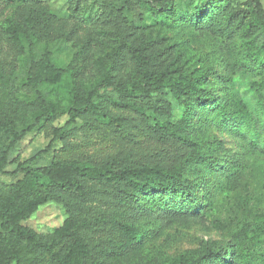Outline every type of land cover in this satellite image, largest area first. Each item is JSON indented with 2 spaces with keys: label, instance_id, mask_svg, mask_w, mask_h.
Masks as SVG:
<instances>
[{
  "label": "rangeland",
  "instance_id": "obj_1",
  "mask_svg": "<svg viewBox=\"0 0 264 264\" xmlns=\"http://www.w3.org/2000/svg\"><path fill=\"white\" fill-rule=\"evenodd\" d=\"M188 1L176 0V10L181 11ZM196 1L207 12L214 10L206 0ZM124 2L119 13L116 0H26L25 3L0 0V115L8 111L23 127L45 110L52 117L51 122L30 132L14 149L12 157L18 163H25L24 167H43L60 150L84 142L87 124L97 121L94 116L78 117L66 128L70 131L69 138L55 142L51 151L37 162L29 161L48 145L53 127H63L73 101L85 98L97 81L109 77L113 83H122L132 78L136 67L129 48L150 43L153 72L163 69L187 72L202 64L215 70L216 74L206 84L209 99L195 110L188 126L191 139L204 138L212 146L214 142L220 144L211 159L215 167L201 191H197L199 209L188 216L157 215L151 212L147 199L125 200L116 190L89 182L87 187L97 189L104 202H81L62 194L37 207L20 223L32 234L33 241L17 248L32 259L31 264H163L168 257L182 252L197 254L210 244L224 243L230 232L237 231L246 213L264 219V154L258 148L248 147L245 138L230 134L225 126H218L211 119L221 99L227 102L231 112L237 109L238 102L246 104L250 111L258 108L257 96L264 95V87L253 89L251 84L264 80V33L257 31L252 36L251 47L253 53H258V61L257 68L249 69L246 60L238 55L237 26L231 32L216 34L199 27L196 18L157 22L136 0ZM260 3L264 11V0ZM117 45H121L119 54L112 56ZM39 58H47L53 67L63 71L57 84L43 80L30 82L26 64ZM219 77L222 81L231 78L233 83L221 84ZM150 96L146 101L137 100L150 107L144 118L117 112L104 102L98 104L99 112L121 116L127 130L135 133L142 129L147 135L162 123L155 114L157 110H169L172 122L180 120L184 110L167 91L153 92ZM5 131L6 128L0 130V145L8 144ZM145 144L151 148L160 142L150 139ZM164 147L168 155L186 153L177 146ZM108 151L104 142L98 141L86 147L80 158L101 165ZM137 154L136 148H129L122 149L120 156L127 158L128 165H134ZM172 161L170 158V164ZM232 162H238L240 167L228 175ZM15 169L16 164L8 165L5 174H0V209H5L13 197L12 186L20 185L25 179L21 173L12 176ZM187 178L199 183L191 172ZM173 197H166L168 206L177 205ZM90 217L107 218L110 224L100 236L85 240L93 255L78 263L73 234L77 224ZM119 224L139 231L143 238L123 249L122 255L115 256L113 253L121 250L126 240ZM256 250L258 258L264 260V246Z\"/></svg>",
  "mask_w": 264,
  "mask_h": 264
},
{
  "label": "trees",
  "instance_id": "obj_2",
  "mask_svg": "<svg viewBox=\"0 0 264 264\" xmlns=\"http://www.w3.org/2000/svg\"><path fill=\"white\" fill-rule=\"evenodd\" d=\"M175 1L136 0L139 6L151 14V19L157 22L169 23V20L196 18L199 27L216 34L231 32L232 28L237 26V29H240L238 55L246 60L245 64L249 69L257 68L258 53H253L251 39L257 31L264 33V11L260 0H206L214 9L209 12L196 0H189L178 12ZM124 4V0H116L115 7L119 13H122ZM240 5L244 8H239ZM120 46L115 47L112 56L119 54ZM150 47L151 44L147 43L129 48L131 60L136 67V74L132 78L122 83H113L109 77L103 78L89 89L85 98L73 101L63 127H53L48 145L29 161L37 162L51 151L55 142H64L69 138L70 131L66 128L78 117L90 115L96 117L97 121L87 124V137L84 142L60 150L46 166L24 167L25 163H18L17 158H13L11 154L30 132L44 123L51 122L52 117L45 110V113L39 114L30 124L23 127L19 126L8 111L2 112L0 130L6 128L5 138L8 144L0 145V174H5L4 169L8 165L16 164V169L11 175L21 173L25 179L20 185L12 186L13 197L5 209H0V264H31L32 259L17 248L23 243L33 241L32 234L20 223L37 207L55 200L62 194L81 202H104L103 196L96 193L97 189L87 187V182L103 184L114 189L125 200L147 199L151 212L155 211L157 215L171 213L188 216L199 209L200 200L197 194L207 181L212 167H215L211 165V159L220 144L214 142L212 146L204 138L191 139L188 126L195 110L209 99L206 84L210 83L209 78L216 72L211 65L203 64L194 66L187 72H169L167 69L153 72L150 67L154 56L149 53ZM26 67L30 82L43 80L54 85L60 81L63 74V71L53 67L47 58L30 59ZM219 78L221 84L233 83L231 78L226 81H222V77ZM32 85L34 86L33 83ZM263 87L264 80L251 84L253 89ZM158 91H167L184 111L177 122L171 121L169 110L155 111L162 123L155 125L149 135L142 133V129L135 133L127 130L125 118L121 116H106L99 112L98 104L104 102L117 112L134 113L144 118V113L150 110V107L143 102L137 103V100H149L150 94ZM257 102L258 108L255 111H250L246 104L238 102L237 109L231 112L227 109V102L221 99L211 119L216 125L225 126L230 134L245 138L248 147L258 148L264 154V95L258 94ZM133 126L138 128L135 124ZM150 139H156L160 145L147 147L145 143ZM98 141L104 142V148L109 149L106 161L101 165L82 161L80 156L83 150ZM165 145L183 148L186 153L182 156L168 155ZM129 148H136L138 152L134 165H128L127 158L120 156L122 149ZM170 158L173 159L171 164ZM177 160L178 163L175 162ZM239 167L238 162H232L228 175L237 172ZM188 172L198 179V184L187 178ZM168 196H174L177 205L168 206ZM108 224L110 223L107 218L96 217H90L77 224L73 235L77 246L75 259L78 263L93 255L85 240L100 236ZM119 228L126 240L121 250L113 253L115 256L122 255L123 249L143 238L139 231L126 224H119ZM259 246H264V219L249 212L244 216L237 231L230 232L224 243L210 244L197 254L182 252L177 256L168 257L162 263L264 264V260L258 258L256 249Z\"/></svg>",
  "mask_w": 264,
  "mask_h": 264
}]
</instances>
